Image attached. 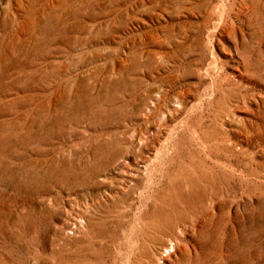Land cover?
Segmentation results:
<instances>
[{
	"label": "rangeland",
	"instance_id": "1",
	"mask_svg": "<svg viewBox=\"0 0 264 264\" xmlns=\"http://www.w3.org/2000/svg\"><path fill=\"white\" fill-rule=\"evenodd\" d=\"M155 263L264 264V0H0V264Z\"/></svg>",
	"mask_w": 264,
	"mask_h": 264
},
{
	"label": "bare ground",
	"instance_id": "2",
	"mask_svg": "<svg viewBox=\"0 0 264 264\" xmlns=\"http://www.w3.org/2000/svg\"><path fill=\"white\" fill-rule=\"evenodd\" d=\"M144 163V162H143ZM72 225H74V224H72ZM181 232V231H180ZM179 236H180V234H179ZM172 240L173 241H175L176 243H177V241H179L178 240V237H177V233L176 232H173L172 233ZM171 243H174V242H171ZM168 247H169V245L168 244H166V243H164V244H162V251H164V252H166V253H169V251L170 250H168ZM170 247H174V244H170ZM171 248V249H172ZM170 249V248H169ZM172 251V250H171ZM162 254V253H161ZM165 254L163 253V256H164ZM156 258V257H155ZM158 258H159V256H158ZM156 264V263H155Z\"/></svg>",
	"mask_w": 264,
	"mask_h": 264
}]
</instances>
